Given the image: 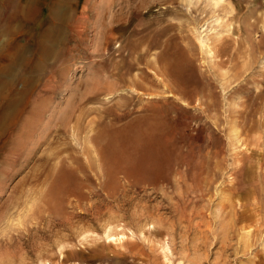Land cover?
Masks as SVG:
<instances>
[{
	"label": "rangeland",
	"instance_id": "rangeland-1",
	"mask_svg": "<svg viewBox=\"0 0 264 264\" xmlns=\"http://www.w3.org/2000/svg\"><path fill=\"white\" fill-rule=\"evenodd\" d=\"M20 1L0 0V27ZM73 1L84 41L14 74L54 121L100 94L97 127L0 152V264H264V0Z\"/></svg>",
	"mask_w": 264,
	"mask_h": 264
},
{
	"label": "bare ground",
	"instance_id": "bare-ground-1",
	"mask_svg": "<svg viewBox=\"0 0 264 264\" xmlns=\"http://www.w3.org/2000/svg\"><path fill=\"white\" fill-rule=\"evenodd\" d=\"M71 1L21 0L22 6L20 10L17 13H12L13 15L11 14L10 18L1 22L0 79L6 78L7 80L0 84V152L10 146V148H7L9 152L7 159L9 162L21 156L28 158L34 149L33 144L35 142L42 144L43 142L40 141L43 138L45 139V137L48 140L53 135V132L55 135H68L70 132L79 135L84 130L97 127L96 122L87 121L86 117H89L87 114H91V112H87L84 109L85 104L99 100L100 94H96L92 100L90 98L85 103L82 100L84 96L70 101L59 116L56 115L58 118L56 117L57 119L54 121L52 109L48 108L47 104L42 101L40 94L37 96L39 97L37 101L33 98L35 86L38 82V80L36 82L35 75L31 77V75L14 74L15 71H28L27 74H32L49 66L53 67L60 60L64 45L68 42L67 35L70 31L76 33L78 41H84L85 25L89 22V17L85 13L89 12V7L86 4L79 10V4L74 3V1L70 3ZM45 11L48 12V16L45 18L48 22L39 23L41 26L40 34L32 35L31 27L35 25L38 18ZM40 12L41 14L38 15ZM99 23L100 16L95 22L98 25L97 27L100 26ZM22 39H25L23 43H21ZM104 40L105 37H103V31H101L98 34V41L93 39V44H96V50L104 48ZM40 78L42 79V77ZM22 82H24L23 87L19 89L18 84ZM98 90L103 94L112 95L113 93L112 86L104 87L101 85ZM33 104L38 105L37 108L35 107L29 112L25 127L22 126L23 129L21 131L17 130L18 126L21 127L22 125L20 122L26 109L31 108ZM95 112L101 114L100 110ZM46 113L50 114L46 117L48 120L45 118ZM72 121H75L74 125H72ZM153 122L152 117L146 120L147 125L155 130L157 126ZM93 125L96 127H93ZM54 127L55 130H53ZM70 129L71 131L69 132ZM104 131L107 132V129ZM36 132L38 138L42 136L39 141H36ZM41 133L42 135L40 136ZM93 140L96 143H101L100 134Z\"/></svg>",
	"mask_w": 264,
	"mask_h": 264
}]
</instances>
